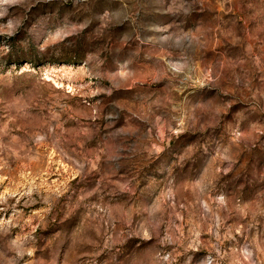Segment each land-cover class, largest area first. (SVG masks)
I'll list each match as a JSON object with an SVG mask.
<instances>
[{"label": "rangeland", "instance_id": "rangeland-1", "mask_svg": "<svg viewBox=\"0 0 264 264\" xmlns=\"http://www.w3.org/2000/svg\"><path fill=\"white\" fill-rule=\"evenodd\" d=\"M0 264H264V0H0Z\"/></svg>", "mask_w": 264, "mask_h": 264}]
</instances>
